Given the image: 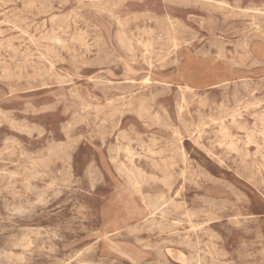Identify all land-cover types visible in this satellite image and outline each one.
I'll list each match as a JSON object with an SVG mask.
<instances>
[{"label": "rangeland", "instance_id": "obj_1", "mask_svg": "<svg viewBox=\"0 0 264 264\" xmlns=\"http://www.w3.org/2000/svg\"><path fill=\"white\" fill-rule=\"evenodd\" d=\"M0 264H264V0H0Z\"/></svg>", "mask_w": 264, "mask_h": 264}, {"label": "bare ground", "instance_id": "obj_2", "mask_svg": "<svg viewBox=\"0 0 264 264\" xmlns=\"http://www.w3.org/2000/svg\"><path fill=\"white\" fill-rule=\"evenodd\" d=\"M90 2V1H89ZM179 2V1H178ZM167 3H170L169 1L167 2ZM110 16V15H109ZM148 16V15H147ZM146 17V16H145ZM110 19V18H109ZM168 24V23H167ZM250 24V23H249ZM125 26V25H124ZM89 27V26H88ZM244 27V26H243ZM243 27H241V28H243ZM249 27V26H248ZM252 27V26H251ZM231 28V27H230ZM235 28V27H234ZM233 29V28H232ZM237 29H239V26H238V28ZM237 29H235V30H237ZM69 30V29H68ZM250 30V29H249ZM232 31V30H231ZM248 31V30H247ZM244 33V32H243ZM140 36V35H139ZM162 38V37H161ZM157 39V38H156ZM31 40V39H30ZM149 42V41H148ZM38 46V45H37ZM222 48V47H221ZM251 50V49H250ZM251 52V51H250ZM252 53V52H251ZM254 55V54H253ZM255 56V55H254ZM163 57V56H162ZM161 57V58H162ZM156 60H158V58L156 59ZM164 62V61H163ZM218 62V61H217ZM216 62V63H217ZM221 64H223V63H221ZM217 65H218V63H217ZM99 66V65H98ZM225 66V65H224ZM224 66H222V67H224ZM231 66V65H230ZM209 67H210V65H209ZM212 67H214V66H212ZM216 67V66H215ZM220 67H221V65H220ZM227 68V67H226ZM231 68V67H230ZM217 69H218V67H217ZM5 70H7V69H5ZM222 70V69H221ZM224 72V71H223ZM228 72V71H227ZM215 73V72H214ZM225 74V73H224ZM211 75V74H210ZM218 75V74H217ZM222 75H223V73H222ZM224 76V75H223ZM215 78H217V77H215ZM219 79V78H218ZM222 80H223V78H222ZM221 80V81H222ZM215 81H216V79H215ZM99 82V81H98ZM97 82V83H98ZM220 82V81H219ZM218 82V83H219ZM217 83V84H218ZM171 84H173V83H171ZM98 85V84H97ZM122 88V87H121ZM176 91V90H175ZM122 102H123V100H122ZM66 110V109H65ZM79 114V113H78ZM84 119H85V117H84ZM86 124V123H85ZM114 124V123H113ZM117 126V125H116ZM21 129V128H20ZM129 130V129H128ZM126 140V139H125ZM188 147V146H187ZM56 157V156H55ZM71 174V173H70ZM215 174V173H214ZM216 176V175H215ZM206 188V187H205ZM212 189H213V187H212ZM215 189H216V187H215ZM214 189V190H215ZM203 190V189H202ZM208 190H210V189H208ZM212 191V190H211ZM208 192V191H207ZM206 192V193H207ZM215 192H219V191H215ZM213 193V192H212ZM221 193V192H220ZM223 193V192H222ZM224 194V193H223ZM218 195V194H217ZM212 196V195H211ZM214 196V195H213ZM220 196V195H219ZM226 196V195H225ZM218 197V196H217ZM220 197H223V196H220ZM229 198V197H228ZM196 202V201H195ZM190 205V204H189ZM195 205V204H194ZM42 212V211H41ZM35 215V214H34ZM31 218V217H30ZM11 221H13V220H11ZM18 221V220H17ZM10 222V221H9ZM16 222V221H15ZM133 223V222H132ZM27 225V224H26ZM20 226V225H19ZM50 226V225H49ZM18 227V226H17ZM51 227V226H50ZM45 228V227H44ZM53 228V227H52ZM19 229V228H18ZM31 229V228H30ZM48 229V228H47ZM51 229V228H50ZM57 229V228H56ZM24 230V229H23ZM41 230V229H40ZM45 230V229H44ZM52 232V231H51ZM15 234H16V232H15ZM53 234V233H52ZM61 235V234H60ZM10 236V235H9ZM56 237V236H55ZM57 237H59V236H57ZM8 238V237H7ZM98 238V237H97ZM69 244V243H68ZM71 244H73V243H71ZM62 245V244H61ZM69 246V245H68ZM58 247V246H57ZM68 248V247H67ZM67 250V249H66ZM118 252V251H117ZM123 253V252H122ZM119 254H121V253H119Z\"/></svg>", "mask_w": 264, "mask_h": 264}]
</instances>
